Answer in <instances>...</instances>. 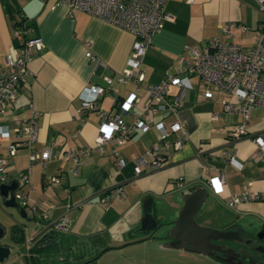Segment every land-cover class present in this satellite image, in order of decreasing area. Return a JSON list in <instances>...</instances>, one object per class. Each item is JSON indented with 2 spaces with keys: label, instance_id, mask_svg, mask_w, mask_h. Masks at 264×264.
Returning <instances> with one entry per match:
<instances>
[{
  "label": "crops",
  "instance_id": "1",
  "mask_svg": "<svg viewBox=\"0 0 264 264\" xmlns=\"http://www.w3.org/2000/svg\"><path fill=\"white\" fill-rule=\"evenodd\" d=\"M11 5L16 7L13 13ZM164 6L170 17L151 35L152 45L140 67L144 76L136 90L131 79L116 81L131 50V32L87 11L68 10L67 5L55 0H0V68L13 47L12 28L20 14L27 18L28 35L43 40V47L28 64L12 107L0 117L12 129L18 115L35 111L38 137L33 146L37 151L50 148L49 159L32 164L28 183L20 187L28 202L36 206L35 210L27 208L29 213L44 214V219L26 233V252L18 254L27 264H264V253L256 249L262 242L253 239L264 226V160L256 157L252 139V135L264 133V101L250 111L245 123L248 135L233 139L231 130L242 123L241 115L227 113L216 99L199 98L200 79L197 74L188 75L183 77L182 86L170 85L166 90L169 97L179 94L183 100L177 113L165 104L159 105L150 115L147 128H137L123 144L103 143L102 152L93 143L98 135L96 112L78 111V93L90 83L105 84L103 77L108 75L112 77L111 88L100 96L98 105L107 110L113 107L114 96L122 99L135 94L140 103L121 113L130 123L140 114L141 103L146 102L147 87L173 69L179 56H187L190 48L203 51L214 36L226 38L219 24H231L233 35L229 39L249 52L255 26L264 20V12L258 11L254 0H167ZM86 50L91 51L92 58L86 57ZM176 117L186 137L174 150L176 134L171 132L160 139L155 123L162 122L169 128ZM12 138H0V153L7 157V170L14 178L16 170L28 164V149L19 148L8 155L6 144ZM152 145L163 147L164 165L155 170L143 166L142 174L121 181V196L104 203L119 180L113 149L133 162ZM69 148L81 160L75 172L69 169L71 160L65 155ZM232 152L242 163L240 169L227 161ZM220 170L223 189L215 193L208 179ZM50 175H58L60 181L49 183L46 180ZM194 184L209 190L194 215L196 223L237 231L240 239L220 240V244L241 252L239 258L225 261L194 250L179 242L178 231L171 227L152 235L136 231L145 196H151L153 213L159 221L172 222L183 203V193ZM244 190L256 191L262 198H248L236 206L228 204L229 197ZM57 221L62 227L56 226ZM23 222L25 219L16 224ZM44 224L60 234L58 242L46 249L30 250L34 244L28 238Z\"/></svg>",
  "mask_w": 264,
  "mask_h": 264
},
{
  "label": "built area",
  "instance_id": "2",
  "mask_svg": "<svg viewBox=\"0 0 264 264\" xmlns=\"http://www.w3.org/2000/svg\"><path fill=\"white\" fill-rule=\"evenodd\" d=\"M44 1V0H43ZM46 1V0H45ZM58 4H65L68 10L79 9L87 11L93 16H97L103 21L112 23L133 34L134 40L131 43V50L127 55L125 66L118 73V82L133 80L136 90L139 89V81L143 79L141 67L142 58L152 43L151 35L155 30L162 27L165 19L170 15L165 11L167 0H55ZM188 2L193 0H186ZM258 11L264 12V0H254ZM231 24H219L218 28L226 35L225 39L220 40L217 36L209 39L207 47L203 51L190 48L188 55H181L176 60L173 69L167 70L158 83L150 84L147 87L148 97L146 102L141 103L140 114L134 120L127 123L121 113L140 103V99L135 94H130L125 98L119 99L114 96L113 107L107 110L102 109L99 98L104 92L111 88L112 77L104 76L105 84L90 83L83 87L79 95L80 105L78 111L94 110L98 118V135L95 138L94 147L102 152L103 143L113 142L123 144L130 138L137 128H147V121L150 115L157 110L159 105L165 104L171 112L177 113L182 106L183 100L179 94H167L170 85L182 86L183 77L197 74L200 79L197 96L204 99H216L221 102L223 110L227 113H239L242 123L235 125L231 134L233 139H238L248 135L246 122L250 116L252 107L264 101V20L259 21L254 30V42L249 52L242 51L239 44L229 38L232 37ZM246 31L244 25H240ZM30 26L27 18L20 14L14 22L12 28L13 47L5 55V66L0 68V117L6 110L12 107V101L16 97L24 75L28 71V64L37 51L43 47V40L40 36H29ZM87 58H92L90 50L85 51ZM31 107V105H29ZM23 107H20L22 111ZM215 114L213 117L215 118ZM159 130L160 139L166 138L171 132L176 134L172 142L174 150L179 149L185 139V132L182 122L176 117L171 125L166 127L162 122L155 123ZM10 139L6 144L8 155L12 156L19 148L28 149V164L22 169L16 170V176L12 178L7 170L8 159L0 153V183H9L12 179H17L19 185L15 190L16 200L26 208L35 210L36 206L28 202L27 195L20 187L28 183V174L32 164L44 163L49 159L50 148L45 147L42 151H37L33 143L38 137V125L36 122V112L31 110L27 114L17 116L12 129L0 120V138ZM256 144V157L264 160V133L252 135ZM164 146L168 144L164 141ZM163 147L152 145L144 150V155L139 156L133 161L134 176L144 172L143 166L155 170L161 168L165 163V156L162 152ZM114 148L112 154L115 157L117 174L127 164L126 158L118 154ZM70 160L69 169L73 172L81 160L74 149L69 148L65 154ZM227 161L237 168L242 167L241 161L230 153ZM49 183H58V175H50L47 178ZM224 175L221 170L215 175L209 176L208 183L215 193L223 189ZM122 180L115 182V192L106 196L103 200L107 203L110 198L123 194ZM262 198L258 192L242 191L239 195H232L228 199V204L236 206L239 202L248 199ZM44 215V214H43ZM62 223L57 221L56 226L62 227Z\"/></svg>",
  "mask_w": 264,
  "mask_h": 264
},
{
  "label": "water",
  "instance_id": "3",
  "mask_svg": "<svg viewBox=\"0 0 264 264\" xmlns=\"http://www.w3.org/2000/svg\"><path fill=\"white\" fill-rule=\"evenodd\" d=\"M19 182L17 179H12L9 183H0V196L2 197L3 204L8 207H14L18 211L19 215L25 222L19 224L24 240L26 238V233L28 230H31L35 227L36 224H39L40 219L43 220L44 217L41 213L39 214H30L27 211V208L21 205L15 198V190ZM183 192V191H182ZM209 190L202 185H191L188 186L187 192L183 193V203L179 210H177V217L171 222H163L159 221L155 214L153 213V201L151 200V196H145L142 201L143 205V214L139 220V225H136V231L144 232L147 234H153L157 230L168 229L166 227L167 223H172L171 230L176 229L178 231L177 239L180 242L186 243L190 248L197 250L199 252H203L206 254L212 255L217 259L231 261L232 257L239 258L242 256L241 252H233L230 247H224L220 244V240L228 241L230 239H240L241 236L237 234V231L233 229H213L210 227L202 226L200 223H196L197 221L194 218L195 213L199 210L200 206L205 201L206 196L208 195ZM35 220V221H34ZM34 223L29 225V223ZM36 232L28 238L29 242L33 244L40 242V240L48 239L54 240L58 242L60 234L52 229V227L48 224L38 225L35 228ZM236 232L237 235L234 237L232 234ZM5 234V227L2 223H0V238ZM258 237L264 238V226L255 233ZM247 239V242L249 243ZM13 246L9 243H1L0 242V264H18L16 261H5L9 258L11 253H17V250H13ZM256 249L260 252L264 253V243H261ZM221 255H218V253ZM245 259H247L245 257ZM27 264V262H24Z\"/></svg>",
  "mask_w": 264,
  "mask_h": 264
},
{
  "label": "rangeland",
  "instance_id": "4",
  "mask_svg": "<svg viewBox=\"0 0 264 264\" xmlns=\"http://www.w3.org/2000/svg\"><path fill=\"white\" fill-rule=\"evenodd\" d=\"M28 212H30L27 209ZM21 220H24L21 215H19L18 211L14 207H8L3 204L2 197L0 196V223H2L5 227V234L3 235L2 238H0L1 243H9L13 246L12 251L15 249L17 250V253H11L8 259L5 261H16L18 264H24L23 257L18 254H24L26 252V245L25 242L22 243H15L12 242L10 239V226L12 223H19ZM166 227H171L170 223H167ZM254 240L260 241V243H264V238L258 237L257 235L253 236ZM218 255H221V253L217 252ZM31 259V257H29ZM59 264H65L64 261H60Z\"/></svg>",
  "mask_w": 264,
  "mask_h": 264
},
{
  "label": "trees",
  "instance_id": "5",
  "mask_svg": "<svg viewBox=\"0 0 264 264\" xmlns=\"http://www.w3.org/2000/svg\"><path fill=\"white\" fill-rule=\"evenodd\" d=\"M12 13L15 12L16 7L11 5ZM134 163L133 162H127V164L124 165V167L120 170V172L117 174L118 179L123 180L125 178H131L133 177V169H134ZM10 239L12 242L15 243H22L24 241L22 230L19 226V224L12 223L10 226ZM56 245V242L54 240H40V242L35 243L32 245L30 250L38 251L42 249H46L48 246H54Z\"/></svg>",
  "mask_w": 264,
  "mask_h": 264
}]
</instances>
